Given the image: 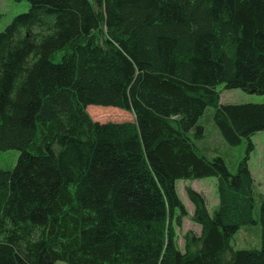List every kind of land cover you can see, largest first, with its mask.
Masks as SVG:
<instances>
[{"label":"trees","instance_id":"1","mask_svg":"<svg viewBox=\"0 0 264 264\" xmlns=\"http://www.w3.org/2000/svg\"><path fill=\"white\" fill-rule=\"evenodd\" d=\"M13 1L30 7L0 33V151H19L0 169V264H264L249 156L232 173L199 144L209 108L231 146L264 132V104L217 90L264 95V0ZM210 177L218 207L188 189L202 233L182 252L176 183ZM257 225L259 248L231 246Z\"/></svg>","mask_w":264,"mask_h":264},{"label":"rangeland","instance_id":"2","mask_svg":"<svg viewBox=\"0 0 264 264\" xmlns=\"http://www.w3.org/2000/svg\"><path fill=\"white\" fill-rule=\"evenodd\" d=\"M29 7L30 3L28 1L0 0V14L3 15L0 22V33L6 29L17 15L27 12ZM217 90L220 92L224 104H264V95L249 94L240 89H226L224 85H219ZM213 112V108H209L200 121L205 136L199 144L214 149L210 153L211 156L222 157L232 173H236L240 163L249 156L248 166L255 181L256 194L264 198V132L256 134L250 140L244 139L239 146H231L223 139L216 127L212 118ZM88 113L93 120L100 123H123L134 119L132 114L112 107L90 106L88 107ZM250 142L253 144L252 150H249ZM18 158L19 151L17 150L0 151V169L13 170ZM188 189H192L205 197L211 214L214 213L219 204L216 178L177 181L176 190L187 212V215L182 217L181 225L176 226L177 245L182 252L186 250L187 236L200 237L202 233L201 226L192 220L195 206L188 196ZM259 206L260 200L258 199L255 210L257 220ZM231 246L234 249L259 248L260 227L257 225L241 228L233 237ZM197 248L194 247L195 250ZM55 264L65 263L59 261Z\"/></svg>","mask_w":264,"mask_h":264},{"label":"crops","instance_id":"3","mask_svg":"<svg viewBox=\"0 0 264 264\" xmlns=\"http://www.w3.org/2000/svg\"><path fill=\"white\" fill-rule=\"evenodd\" d=\"M221 101H222V99H221Z\"/></svg>","mask_w":264,"mask_h":264}]
</instances>
